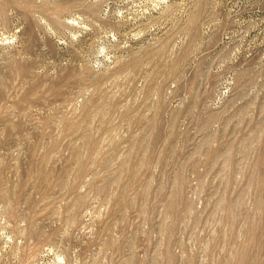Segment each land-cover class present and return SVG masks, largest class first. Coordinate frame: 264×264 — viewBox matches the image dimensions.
I'll use <instances>...</instances> for the list:
<instances>
[{"label": "rangeland", "instance_id": "1", "mask_svg": "<svg viewBox=\"0 0 264 264\" xmlns=\"http://www.w3.org/2000/svg\"><path fill=\"white\" fill-rule=\"evenodd\" d=\"M0 264H264V0H0Z\"/></svg>", "mask_w": 264, "mask_h": 264}]
</instances>
